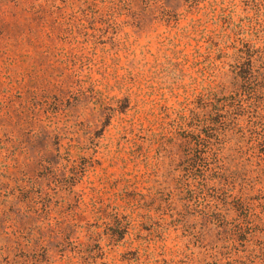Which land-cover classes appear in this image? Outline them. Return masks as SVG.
Masks as SVG:
<instances>
[{
    "label": "rangeland",
    "instance_id": "374dc122",
    "mask_svg": "<svg viewBox=\"0 0 264 264\" xmlns=\"http://www.w3.org/2000/svg\"><path fill=\"white\" fill-rule=\"evenodd\" d=\"M0 264H264V0H0Z\"/></svg>",
    "mask_w": 264,
    "mask_h": 264
},
{
    "label": "trees",
    "instance_id": "16d2710c",
    "mask_svg": "<svg viewBox=\"0 0 264 264\" xmlns=\"http://www.w3.org/2000/svg\"><path fill=\"white\" fill-rule=\"evenodd\" d=\"M210 92V91H209ZM208 92V93H209ZM207 97H211L212 98V102H214L215 101V103L217 102V103H219L220 101H218V100H220V99H217V101H216V96L214 95V93H212L211 92V94H208V96ZM224 102H225V99H222ZM234 103H240L241 105H240V107L241 106H243V104H242V102L241 101H239V100H234V98H232L231 97V99L229 100V102L227 103V108H232L231 106L234 104ZM212 107V106H211ZM220 108H222V106H220V105H215L214 107H213V111L215 112V111H217V112H220V111H222V110H220ZM226 109V106H224V110ZM224 113H228V112H225L224 111ZM198 116H195V114H193V118L192 119H194V118H197ZM187 118V117H186ZM186 118H184L183 119V123L182 124H186V121H187V119ZM212 124L213 125H218V126H220V124H221V122H217L216 120H213L212 121ZM208 128H212L213 129V126H211V125H209L208 126ZM198 134V135H197ZM194 133V134H192V135H197L196 136V139L198 140V146H201L202 145V143L201 142H203V141H201L199 138H201V134H199V133Z\"/></svg>",
    "mask_w": 264,
    "mask_h": 264
}]
</instances>
